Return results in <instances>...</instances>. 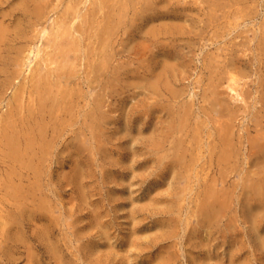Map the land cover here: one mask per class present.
<instances>
[{
	"label": "rangeland",
	"instance_id": "rangeland-1",
	"mask_svg": "<svg viewBox=\"0 0 264 264\" xmlns=\"http://www.w3.org/2000/svg\"><path fill=\"white\" fill-rule=\"evenodd\" d=\"M210 1L209 0H203V1L202 0H178L179 3L177 4V2L175 0V2H176L175 4L177 7L176 12L179 14V15L177 14V20H176L178 23V26H179L178 31L179 32L181 31L180 28H182V27L180 26V24H183L182 21H184V22L186 21L185 23L189 27L186 26V24L182 25L183 26V28H182L183 33H185V31H188V28H190V30L192 29L191 31L192 32L195 31L196 33H197V31L195 29H197L198 33H199V30H200L199 28H201V29L204 28V29L200 30V34L204 30L206 35L203 34L204 36H202V34L200 35L198 33L197 34L192 33L189 30L190 35L188 36V32H186L187 34L185 33V35H184V34H181L182 32L177 33L178 31L177 32L174 31L173 35L174 34L175 35L172 38L168 36L170 39H167V37L164 36L161 39L163 44H166V43L170 44L169 47H172V46L175 47V45H177L176 51H179V52L178 53L176 52V53L179 56L182 55L181 49L178 50V48L181 46L180 44H183L184 42H186L185 40L188 38H191L190 41L193 40L195 42V44H194V42L190 43V45L187 48L192 53H190V51H188L185 48V51L187 50L188 55L184 56L181 59V60H184V64L181 62V60H176V64H175L176 70L178 69L179 71H183V70L185 72L187 71V73L184 75V77L186 76L184 78L185 81L183 78L181 80H179V82H175L172 80L170 81V85L174 86V88H179V89L188 88V90L186 89L185 94L182 95L183 97L181 96L179 98L180 102L179 101H177V102L179 103V105L180 104L183 105V104H185V102L187 100H190V101H187L188 103L193 101L191 103L193 109L198 105L197 103L199 102V100H200L199 105L202 103L203 98H200V97H201V95L203 97V94L201 93V91L203 90V85H204V88H206V85L208 86L207 82L210 83V81H208V80L206 81L207 78H210L207 76H210L212 74L214 75V73H215V71H212L211 69H209L210 72H208L209 70L204 67V64L207 63L205 61L206 60L210 61V59L212 58V57L208 58V56L210 55L209 53H212L213 51L215 52L216 51L215 47L217 48V47L223 46L224 43H226V42L229 43L230 40L232 41L233 39H235V40L238 39L236 41H240L242 39V37L239 36V33L241 32V30L245 31V29H247V28L248 29L254 28V26H255L254 24L257 23V21H259L258 23H260L261 18H262V20L264 18L263 17L264 16V9H263L264 1L263 0H260L258 3L259 9L257 7L255 8V6L257 5L256 0H247V1L246 0L245 1L239 0L240 2L239 1L237 2V0L236 1L233 0V2H232V0H228L229 2L225 1V0H210ZM219 1H220V6L222 5L221 1H223L224 3L226 2L227 4L229 3L228 8L226 6L227 4H225L226 7L223 6L224 8L222 6H221L222 8L220 6H218ZM250 1H251V5H254V4H256V5L255 6L249 5ZM184 2H186V4ZM188 2H189L190 6L187 4ZM212 2H214V3H212ZM252 2H254V4ZM216 3H217V5H216ZM232 3H233V5H232ZM200 4H202L204 11L202 10V7L199 8L201 6ZM243 4L246 7H247V5H249L251 11L249 8H248V10H249L248 11L244 7V10L246 9L248 12H250V14H247L243 18H241L238 15L241 11L238 12L239 11L238 9H240L239 6L241 5V7H242ZM215 5L217 7H219V10L221 8L220 12H219L218 8L216 10V8L214 7ZM231 5H232V7L229 8V6H231ZM205 7H206V9H205ZM209 7L215 8L214 12L215 11L216 12L215 13L213 12L214 15L210 14V13H212V10H210L211 8H209ZM235 7H236V9H235ZM198 9L200 10L199 12H198ZM224 9H225L224 13L225 12L229 13L227 18H226V15H227L226 13H225V15L222 14L223 13L222 10H224ZM256 9L259 10L257 13H256V11H257ZM205 10L208 11L206 13L207 14L209 13L210 15H207L205 13ZM228 10H229V12H228ZM234 10L235 11L238 10L237 15H236V12L234 14ZM218 13L223 15V17L219 16L220 20L218 19V17L216 18V16H215V15H219ZM196 14L199 16V19H198V16H194ZM200 14H201V16L202 15H204V16H202V18H201ZM183 15H185V16H183ZM190 15H191V17H190ZM205 15H206V18H205ZM231 15H232V17H235L234 15H236V17L240 18V20H237V22H236L235 20L237 18L235 17L236 19L234 20L232 18L233 20L231 21L230 20ZM240 15H241V13H240ZM208 16L210 18L214 17L218 20H215L214 18H212V19H210L211 20L210 22H212V21H216V22L210 23L209 20L207 19V18H209ZM183 17L184 18L188 17L186 19H188L189 22H187L186 19L183 20L182 19ZM195 18L197 19V21L198 20L201 21V19H203L202 20L203 22H201V23L199 22V24L202 25L201 27L199 24L196 25L198 22L196 23ZM180 19H182V20H180ZM224 20L227 22H224ZM204 21H206V22H204ZM228 21L230 22V25L228 24ZM250 21L251 22L253 21L252 22L253 24L251 23L252 27H250ZM208 22L210 23L209 25H208ZM246 22H247V24H245ZM205 23H206V25H205ZM224 23H227V24H224ZM237 23H239L241 25H239ZM203 24H204V26H203ZM233 24H234V27H236V24L239 25V28L234 29V27L232 26ZM217 25H218V28L216 27ZM227 25H228V27H227ZM242 25H243V27H242ZM184 26H186V27H184ZM205 26H207V27L205 28ZM222 26L224 28H222ZM207 28H208V30H207ZM205 29H206V31H205ZM230 29H233V32H232V30L230 31ZM222 30H223V32H222ZM204 32H202V33H204ZM212 32L216 33L218 36H220L221 34H222V36L223 35L224 36L223 37L220 36V37H222V38H220L216 34H212ZM224 32H226V33H224ZM248 32H250V33H248ZM251 32H252V30H250V29H249V31L245 32L246 34L248 33L247 35L249 38L252 37L253 32L252 33ZM176 33H177V35H176ZM207 33L211 34V36L208 35ZM245 33H244V35H245ZM228 34L229 35L231 34V35L229 36ZM236 34L239 37H237ZM199 35L201 36L202 39L200 37H198ZM184 36H185V38H184ZM197 38H198V40H197ZM205 38H207V39H205ZM225 38H227V40H225ZM228 39H229V41H228ZM207 40H209L210 42L207 43ZM218 40H220V41H218ZM223 40H225V41H223ZM175 41H178V42H175ZM181 41H182V43H181ZM221 41H223V42H221ZM216 42H218V43L216 44ZM208 44H211V45H208ZM131 45H134V46H136V45L134 43H130V46H129V49L131 47V49H130L131 52H134L136 50V48L131 46ZM199 45H200V47H199ZM193 46L194 47L196 46L197 48L196 47L194 48ZM206 46H208L207 49H206ZM180 48H183V47L181 46ZM173 49H175V48H173ZM193 49H197V50H193ZM185 51L183 50V52H185ZM189 54L191 56L190 60L193 59L194 64H195V65L193 64V60H192V61H190V62H192V63H190V66L192 68L194 66V68L197 70V72H196V70L193 71L194 74L192 73V70L194 68L193 69L191 67L189 68L188 67L189 65H187L188 60H189ZM198 55H199V57H198ZM205 55H206L207 59L204 58ZM213 55H215V54H212V56ZM130 58L127 61L129 63V65L130 64L131 65L129 66L128 64H126V66L128 65L129 67L128 66L126 67L128 75L127 74L124 75L125 80L121 79V78L117 79V77H116L115 78L116 80L113 81L112 90L114 92H112V93L115 94L116 91L119 92L118 93L119 95L118 94H115V95L112 94V96H111V98L114 97L113 99H115V101H117V102H115V101H113V99H111V101L113 103L112 105H114L111 108V112H112L113 116L115 115L114 117L112 116V118H113L112 121L115 123L113 124V122L111 121L110 124H113V126L109 125L110 127L107 126L108 128L106 126H104L105 133L103 134V136L100 137V139L96 138L93 141L85 139L84 145H87L88 146V147L86 146L87 148H84L85 146L83 145V141H82L83 138H79L75 141L72 140V142H71V139H69V135H66V137L62 136L56 140L55 139L51 140V142H50V139H48V141L52 144V146L55 144L53 146L55 149L52 148V146L49 144L48 141H46L49 144V145H47V147L50 148V146H51V148H50L51 152L48 150L49 148H46L48 151L45 149L46 151L43 152L42 148H39L40 145H38V143H37L38 147L35 146V150L38 152H37V154H36V151L34 152V154H35V155L33 154L34 158L31 156H28L27 153H26L27 155L25 154L24 157L22 156L24 163H26V164H24L23 162H21L22 158L17 159V158L11 157L12 161L9 159L11 155L8 152V147H7V145H5L6 143H4V141H2L0 139L1 140L0 141V149L4 148V151L7 150L5 152L3 151L4 154L0 150V154L2 153V155H0V156H5L4 159L0 157V264H127L128 261H130L131 264H264V239L261 238L262 235L264 234V219H263L264 218V212L262 211V213L260 215L262 218L260 216L258 217V220L261 219V222L263 223L262 224L259 221L260 226L258 228L256 226V222H255L256 220H254L252 218L255 223L252 222V219L250 218V216H248V214L246 213V210H245V209H251V205L242 204L239 199H234V196H236V195L239 196L244 191L243 186L241 184V179L239 177L240 175L238 174V172L233 171V168L232 169L229 168L227 170L224 166H223V168H225V169L218 167L221 170H218L217 166H211L208 168L207 167L199 168L198 165H196V166L194 165V162L197 164H202V162L207 161V157L205 158L206 160L203 158H200V157H198L196 159V156L194 158L195 153H191V152H190V155H187V154H189L188 153L189 150L192 152L196 151L194 148H191V147L195 146V143L193 142V140H195L196 137L194 136V133H193L194 131L193 132L191 131V130H193L194 125L197 126L195 123V121H197V120H195V118L191 117L188 120V125L189 126L192 125V127H189L187 125L188 127L187 126L182 127L183 130L178 129V131L177 130L175 131L170 127V125L174 121H172L171 119H169L170 121L168 120L170 123L165 121L166 118L168 117V115L170 114L169 110L171 111V109H169L167 107L168 109L167 108L166 109L168 111L163 109L161 111V113L157 114V115H160L159 118H158V116H155L156 117L155 121H157L158 119H159V121L165 119L163 122V129H164V132L166 134V135H164V137L166 136V138L164 139V141L166 143L162 142V144L164 143V145H161L162 148L158 153H160V154L164 153L162 150H166L168 148L170 150V151H168L169 154L171 152H173V148H172L173 145H169V144H172V143L176 144L175 140L176 139L179 140L180 138H181L180 139L181 141H182V138L185 139V141H184L185 144L184 143H182V144L180 143V144L185 145V146L187 144V146L184 148H191L192 150L187 149L188 151H186L187 154L183 160L184 162L182 164V167L180 168V171L182 172V173H180L181 176H179L180 175L179 171H177V173L176 172L171 173V171L165 172L168 169H165V168L161 169V167H158L157 165H155L154 162H153L154 165L151 164V162H152L151 160H152L153 155L151 156V158H149L148 154H147L150 151H149V146L146 145L147 143L145 141L146 140L145 139L146 131L144 130L145 123H144V117H143L144 116V108H143L144 104L143 103H144V98H145L143 96H145V92H144L145 86L144 85L141 86V84L142 83L145 84V81L143 79L144 62L139 55H134L132 57L130 56ZM201 58H204L205 60L201 59ZM213 58L216 59L218 57L215 55V57H213ZM185 59H186L187 63L185 62ZM118 60L120 61V63ZM115 61H117L118 63ZM110 63H113L114 67H116V66L120 67V65L122 64V61L120 59L114 58V59H112V61ZM183 65H184V67H183ZM132 69H133V71H132ZM189 69H191V70H189ZM205 69L208 71L206 72ZM226 69L227 68L224 69L225 71L223 73V75L226 76V78H224V79L222 78L223 81L222 80L219 81L220 82L219 84L222 83L223 85L221 84L222 87L219 85L217 87V89L222 88V90L219 89L218 91H220L224 94L227 92L230 93L229 103H226V104L227 105L229 104L228 106H230V105L233 106L232 109L235 111L236 110L238 111V110H240V108L239 109H235V108H237L239 105H241V103H243V101L240 99L241 97H238V96L235 97V95L231 96V93L232 92L235 93V91L231 90L229 87L232 85H235L234 87L237 89L235 94H237V95H238V92L241 91L242 89L246 90V91L248 89L249 90H254V89L256 90L257 87L255 86V84L253 85V83H255L254 80L256 79V77H255L256 75H255V72H252L253 75L251 74L245 78H240L241 76L238 77L240 74H239V72L237 73V71H238L237 69H233V70H232V68H230V70L229 69L226 70ZM176 70H175V73H177V71H178V70L177 71ZM199 70H200V75L202 74L203 77H202V75L201 76L198 75V77L196 76L197 74H199L198 73ZM129 71H131V72H129ZM209 73H211V74L209 75ZM231 74H233V76L237 75L236 79L238 78L239 80L238 79L236 80V84L233 83V80L230 76ZM191 75L193 77L195 76L196 78L195 77L194 78L197 81ZM213 75L211 77H213ZM215 75H214V77H215ZM249 76H251L252 78H255V79H252ZM201 77H202V79H201ZM248 77L250 78L251 81H253L251 84H250L251 81L249 80ZM127 78L129 80L133 79L135 81L131 80L132 82L130 81V83H129V80L126 81ZM186 78H188V80ZM225 79L227 80V82ZM119 80H120V82H119ZM191 80L193 81L192 84L190 83ZM230 81H231V83H230ZM197 82H199L200 84H198ZM246 82L247 83L249 82L248 83L249 86L250 85H252V86L249 87ZM135 83H136V85H135ZM184 83H186V84H184ZM117 84H118V86H117ZM194 84H196V85L194 86ZM129 85L132 86V88L134 86V89H130ZM224 85H225L224 89L226 91L223 90ZM115 86H117V87H115ZM136 86H137V88H136ZM239 86H240V88H239ZM139 87L141 89L144 88V91L141 90ZM194 87H196V88H194ZM253 87H255V88H253ZM115 88H117V89H115ZM251 88H253V89H251ZM137 89L139 91L141 90L144 95L141 94L142 93L141 91H140L141 93L138 92ZM10 90L11 89H9V91H8L7 97H9L11 95L12 90H11V92H10ZM120 90H121V92H120ZM190 90L192 91L191 92L192 95L191 94L190 95L193 98L191 96H188L190 93ZM255 90H254V92L250 91L251 93H253V94H250L253 97L256 94L257 95L259 94L258 92H255ZM132 91H133V94L130 93ZM134 91H135V93H139L141 98L137 94H135ZM229 91H231V92H229ZM194 92L195 93L197 92L198 94L196 93L197 94L196 95ZM220 92H219V94H221V95H219L220 99H222V100L225 99L224 101L221 100L222 103L225 105V106H221V109H223V110L219 114L215 113L214 114L215 116L213 114L210 115L209 117H212V116L213 117L211 119L209 118V120H210L209 123L206 122V120H204V118H205L204 116H203L204 118L200 116L201 119L196 118V119H198L197 122L199 124L198 129H195L197 127L194 126L195 127L194 130L195 131L197 130L196 134L200 133L203 135L204 133L209 134L211 132L210 136L212 137L214 135L213 139L215 140V138H218L217 136H219V135H217V134L220 131H221L220 133H223V131H222L223 128H226V130H227V128L231 129L233 127L234 128L233 134H238V133H240L239 130L241 131V128H242V125H244V122H247V121H245V120H247V118L243 119L245 116H241V110H240V113L237 115V119H235L236 115L233 116L234 111L229 112L231 106L228 108L225 104V101H227V98H229L228 94H225V96H222V93H220ZM120 93L122 94V96H120L121 95ZM128 93L131 96H134V97L137 96V97L133 98V97L129 96ZM161 94L162 95L160 97H158L156 93L152 94V96L155 95L154 97H156V99L153 98V103L158 98L159 99L162 98L164 101L161 100V103L164 105L168 106L170 103L172 104V106L178 105L177 102H174V99L172 98L169 89L168 88L166 89L165 86H163L161 88ZM231 98H232V100H231ZM182 99H184V102ZM135 100L137 101V104H136ZM169 100H170V103H169ZM235 100H236V102H235ZM123 102H125V103H123ZM230 102H232L233 104ZM239 102H241V103H239ZM203 103L205 105L208 104L205 102H203ZM222 103H221V105H223ZM209 104H208V106H210ZM133 105L134 106L138 105L139 109L137 107L134 108ZM189 105H190V103H189ZM193 105H195V106H193ZM196 108H198V107H196ZM225 108L228 112L225 110ZM3 109H6V107H3L2 111H3ZM119 109H120V111H119ZM121 109H122V111H121ZM131 109H132V112H131ZM128 111L131 113H129ZM138 111H140V112H138ZM141 111H143V113ZM166 111H167V113H166ZM125 112H126V114L127 113L128 114L122 116V114H124ZM140 113H142V114L140 115ZM229 113H232V114H229ZM236 113H234V114H236ZM135 114H137V115H135ZM130 115H131V117H130ZM132 115H133V117H132ZM231 115L233 116V118H230V120L232 122L228 120V118L231 117ZM164 116H165V118H163ZM216 116L219 119L221 117V120H218L219 122L216 120L221 125L216 123V121H213L217 118ZM116 117H117V119H116ZM128 117H130L129 120H128ZM161 117L163 119H161ZM223 117H225V119ZM133 118L136 119V121ZM238 118L239 119L242 118V119L239 120ZM199 119H200V123H199ZM226 120H228V121H226ZM202 121H205L204 123L206 125L207 124L208 125L203 126L202 124H204V123ZM221 121H222V123H221ZM177 122H179V121L177 120ZM201 122H202V124H201ZM211 122L218 125V128H216V129L217 130L219 129L220 130V131L218 130L219 132L216 133L217 130L214 128L217 125H214V124L211 125ZM233 122H235V123H233ZM125 123H126V125H124ZM165 124L168 125V127H166ZM240 124H242V125H240ZM250 124L252 125L251 127H253V129H251V127H250V129L252 131H250L249 134L255 135L256 134V132H255L256 128L253 125L254 123L250 122ZM200 125H202V126H200ZM235 125H236V127H235ZM205 126H206V128H205ZM221 126H223V127L220 128ZM115 127H117V128H115ZM199 127L200 128L202 127L201 130H203V128H204V131H202L204 133H202L201 130H199ZM109 128L112 131H110ZM168 128H169V131L167 130ZM237 128L238 129L240 128V129L237 131ZM208 129H210V130H208ZM126 130L128 131V133L126 132ZM186 131H188V133L189 132L193 133L192 136L195 138L192 140V136H190ZM236 132H238V133H236ZM131 133H133V134H131ZM184 133H187V135H185ZM226 133H227V131L223 134L226 135ZM130 134H131V136H130ZM178 135H179V137H178ZM202 135H200V137ZM113 136H114V138H113ZM115 136L117 138H115ZM210 136L208 135L209 138L205 136L204 139L207 141L210 139ZM221 136H222V134H220L219 137H221ZM67 139L69 141H67ZM133 139H135V140H133ZM172 139H175V140H172ZM188 139L190 141V142L188 141L189 143H187ZM211 140L212 139H210L209 141H211ZM46 142L44 141L43 143L45 144ZM53 142H55V143L53 144ZM88 143H90V144H88ZM190 143L192 146H190ZM21 144L25 145V142L23 140H21ZM77 144H78V147L75 148L76 149V151H75V149H73V148H74V146L76 147ZM245 144H247V143L245 142ZM1 145L3 147H1ZM96 145L98 146V148L96 147ZM168 145H169V147H167ZM90 146L93 148H91ZM99 147H100V150H99ZM125 147L127 149H125ZM79 148H81V149H79ZM145 148H147V152L145 151L146 150ZM57 151H61V152L63 151L62 152L63 154L61 152L59 153ZM39 152L42 155H44L43 156L44 159L42 158V155L39 156ZM73 152H75V153H73ZM165 152H167V151H165ZM6 154H7V158H6ZM49 154H51V155H49ZM144 154L146 157L143 156ZM160 154H158V155L155 154L153 161H155V158H156V160H159L157 158L159 157ZM195 155H197V154H195ZM25 157H26V159H24ZM39 157L42 158L41 161H39V159H38ZM143 157H144V161H143ZM145 158H147V159H145ZM187 158H189L188 159L189 162H187ZM28 159L29 160L31 159L30 160L31 162ZM198 159H200V161ZM45 160L46 161L48 160V161L45 162ZM145 160L147 162H145ZM215 160H216L215 158L212 159V161L216 162ZM36 161H37V163L39 161L40 164H41V162L43 163V165L41 164L43 166L42 169H40L41 166H39V163H38V166L36 165L37 164ZM33 162H34V164H33ZM149 162H150V164H149ZM20 163L22 166H20ZM29 163L33 164L32 167ZM189 163H191V166ZM233 163H234V161H233ZM25 165H27L28 167L27 166L25 167ZM185 165H186V167H184ZM192 165H194V166H192ZM33 166H35L37 168V170L35 167L33 169ZM154 166H156L157 168ZM179 166H181V165H179ZM44 169H46V170H44ZM160 169L164 170V171L161 172ZM158 170L161 173L158 174V172H159ZM190 170H191V172H190ZM36 171H37V173H36ZM186 171L189 175V178H188ZM235 172H237V173H235ZM210 173H212V174H210ZM175 174L178 175V177H180V178H178L179 180H176ZM217 174H219V175H217ZM224 174H225V177L226 176L229 177V178L227 177V179L225 178L226 179L225 182H224V176H222ZM230 174H232V175H230ZM211 175L213 178L210 177ZM190 177L193 180H191L190 185H188V183H186L185 180L187 178L190 180L191 179ZM168 178H170V179H168ZM174 178H175V180H174ZM220 178L222 179V181L224 183H222ZM215 179H216V181H215ZM209 180H211V181H209ZM220 181H221V183H220ZM228 181H230L231 183ZM238 181H239V183H238ZM168 183H170L169 185L171 187L168 186V188H167ZM178 183H180V184H178ZM119 184H120V186H119ZM184 185L187 187L186 192L184 191L185 190ZM214 185H216V186H214ZM229 185H232L234 188L232 186H229ZM163 186H164V189H163ZM218 186L220 187L221 191L217 192V190H219ZM160 187H161V189H160ZM183 188H184V190H183ZM209 188H211V189L216 188L217 190L216 189L215 190L217 192V195L220 192V194L223 193V194H221V196H223V197L225 195L224 193H227V196H230L229 198L227 196H225L228 198L226 203H225L226 199H223V197L222 198L220 197V202L224 201V202H221L224 204L222 206H221L220 202H218V203L215 202L216 203L215 208L217 207L218 210L216 212L217 215H215L213 217V219H211V218L205 219L203 214L201 213V211H199L200 210L199 204L203 200L202 197L205 196L204 191H207V189H209ZM223 188H226V190L222 191V190H224ZM171 190H172V192H171ZM158 191H161V192H158ZM226 191H228V192H226ZM231 191L235 195L233 193L231 194ZM170 192L172 193L171 196L168 194ZM179 192L182 194V197H180L181 199H179V195H180ZM228 193L233 195V197H231L230 194L228 195ZM167 194H168V196H167ZM192 195L194 197H196V195H198L197 197L198 198L201 197L202 199L201 198L198 199L196 197L199 200L198 201L196 198L193 199L194 197ZM170 197H172V198H170ZM185 197H187L188 199ZM230 198L232 199V203H231ZM209 200L212 201V199H209ZM229 200H230V202H229ZM162 201H164V202H162ZM194 201H195L197 207L199 206V209L197 207L194 208L195 207ZM154 202H156V203L154 204ZM197 202H199V203H197ZM237 202H238V204H237ZM46 203H48V204H46ZM233 204L235 207L233 206ZM253 204H255V203H253ZM159 205H161V206H159ZM45 206H47V207H45ZM196 210L199 212H197ZM239 210L242 212H240ZM196 212L199 214V216L195 215V214H197ZM242 214H244V215H242ZM232 215L233 216L237 215L235 217V220L233 218L234 223L231 219V217H233ZM202 219H204V220H202ZM250 219H251L252 225H253V223L255 224L254 225L255 227H253L251 225ZM199 223H200V225H199ZM201 223H202V225H201ZM227 226H229V227H227ZM232 226L235 227V228H233L235 230L232 229ZM255 230H257L258 234H256ZM194 234H196L197 236ZM260 234H261V237H260ZM256 238H258V239H256ZM263 238H264V235H263ZM199 239H202V240H199ZM206 239H208L209 241ZM260 239H262V241H260ZM204 241H206V242H204ZM207 242H209L210 245H209V243L207 244ZM206 245L210 248H208ZM92 248H93V250L91 251ZM128 253L130 254V257H129L130 260L127 261V259H128L127 254ZM126 257H127V259L125 261H122V259H125Z\"/></svg>",
	"mask_w": 264,
	"mask_h": 264
},
{
	"label": "bare ground",
	"instance_id": "bare-ground-1",
	"mask_svg": "<svg viewBox=\"0 0 264 264\" xmlns=\"http://www.w3.org/2000/svg\"><path fill=\"white\" fill-rule=\"evenodd\" d=\"M225 1H228V0H225ZM234 1H236V0H234ZM238 1L239 0H237V2ZM259 1L260 0H258V1L256 0L257 5L254 4V2H252L254 5H251V1H250L249 5H251V6L256 5L255 8L256 7L258 8ZM176 2H177V4L179 3L178 0H176ZM176 2H175V0H0V139L2 141H4V143H6L5 145H7V147H8V152L11 155L9 158L10 160H11V157L20 159V158H22V156L24 157L26 153L28 154V156L33 157V154L36 151L35 146L38 147V145H40L39 148H42V151L44 152L47 150L46 148H49V147H47V145L50 144L52 146V144L50 143L51 140H54V139L56 140L62 136L66 137V135H69V139H71V142H72V140L75 141L79 138H83V140H82L83 145L85 144L84 143L85 139L92 140V141L95 140L96 138L100 139V137L103 136V134L105 133L104 126H106V127L109 125L113 126V124L115 123L112 121L113 114L111 112V108H112V106H114V105H112L113 103L111 101V99L114 98V97L111 98V96L113 94L112 92H114L112 90L113 81L116 80L115 79L116 77H117V79L121 78V79L125 80L124 75L127 74L126 67L129 65L127 60H129L130 56L132 57L134 55H139L144 62L143 79L145 81V84H143V83L142 84L140 83V84H141V86L142 85L145 86V91L143 88L144 86L142 87L143 89H141L140 87L139 88L145 92V96H143V97H145L144 103H143L144 104V107H143L144 108V116L143 117H144V123H145L144 130L146 131V137H145V139H146L145 141L147 143L146 145L149 146V151H150L147 153L148 157L151 158V156L153 155L152 160H151L152 161L151 164H153V162H154V164L157 165L158 167H161V169H163V168L168 169L165 172L171 171V173L172 172L177 173V171H179V174H180V173H182L180 171V168L182 167V164L184 162L183 160L187 154L186 153V151H188L187 149L194 148L196 151L192 152L189 150L188 151L189 154H187V155H190V152H191V153L197 154V155L194 154V158L196 156V159L198 157L203 158V159H205L207 157V161L202 162V164H197L194 162L195 166L198 165L199 168H201V167L202 168H205V167L208 168L211 166H217V168L218 167H220L222 169L226 168L227 170L229 168L230 169L233 168V171H237L238 174L240 175V176L239 175L238 176L241 179V184H242L243 189H244L243 193L240 195L238 194L239 196L236 195L237 197L234 196V199H239L242 204L251 205V209H245L246 213L248 214V216H250L251 219L253 218L254 220H256L255 221L256 226L259 228V226H260L259 221L261 222V219L258 220V217L261 215L262 211L264 212V18H263V20L261 18L260 23H258L259 21H257V23L254 24L255 25L254 28H249L253 32L251 38H249L247 35L250 32H248L247 34L245 33L246 31H249L248 28L245 29V31L240 29L241 32L239 33V36L242 37V39L240 41H236L238 39H236V40L233 39L232 41L230 40L229 43L226 42V43H224L223 46H220L217 48L215 47L216 51L218 50L217 51L218 53L216 51L209 53L211 56L209 55L208 58H210V57H212V58L210 59V61H207V60L205 61L207 63L204 64V67L207 68L208 70L211 69L212 71H215L214 75L216 73L217 74L215 75V77L212 74L213 77H211L212 75H210L211 73H209L210 76H207V77H210V78L206 77L207 78L206 81L208 80V81H210V83L207 82L208 86L206 85V88H204V85H203V90L201 91V93L203 94V97H202V95L200 97V98H203L202 103L199 105L200 100H199V102L197 101L198 102L197 104L199 106L197 105L196 107H198V108L195 107L193 109L192 105H191V103L193 101L189 102L191 106L187 102L190 100H187L185 102V104H183V105H181V104L179 105V103L177 102V101H179V98L185 94L186 89L188 90V88H183V89L174 88V86L170 85V81L172 80L175 82H179V80H181L182 78L184 79L186 77V76L184 77V75L187 73V71L186 72L184 70L179 71L178 69H177L178 70L177 71L175 64H176V60H181L184 56L188 55L187 50L188 51H190V50L187 48L190 45V43H192L194 41L193 40L190 41L191 38L186 39L185 40L186 42H184L182 40L184 43L180 44V45L183 48H180L181 46L180 47L178 46L179 47L178 50L181 49V52H182L181 53L182 55L179 56L177 54L179 51H176L177 45L174 44L175 47H173V46L172 47L175 49H173L172 47H169L170 44H168V43L163 44L162 40H161L162 37H164V36L167 37V39H170L169 37L172 38L175 35V34L173 35V32L178 31L179 26H178V23L176 21L177 20V14H178L176 12V8H177L176 4H175ZM221 2H222V5H221L222 7L227 6V8H228L229 3L227 4L226 2L225 3L223 1H221ZM232 2H233V0H232ZM184 3L186 4V2H184ZM212 3H214V2H212ZM187 4L189 5V2ZM225 4H227V5L225 6ZM200 5L201 6L199 8L202 7V4H200ZM216 5H217V3H216ZM216 5L214 7L216 8V10H217V8L219 10V7H217ZM232 5H233V3H232ZM232 5L229 6V8L232 7ZM249 5H247V7L244 6V4L242 5V7L240 5L239 6L240 9H238L239 11L234 10V14L236 12V15H237V11L238 12L241 11L240 12L241 15H240V13L238 14L241 18H243L247 14H250V12H248L249 11L248 8L250 9ZM218 6H220V1L218 3ZM214 7L213 8L209 7V8H211L210 10H212V13H210L212 15H214V13L216 12V11L214 12V10H215ZM244 7L248 11L246 9L244 10ZM221 8H220V10H221ZM205 9H206V7H205ZM235 9H236V7H235ZM258 9H256L257 10L256 13L259 11ZM263 9H264V6H263ZM202 10H203V7H202ZM220 10H219V12H220ZM199 11L200 10L198 9V12ZM222 11H223V13H222L223 15H225V13L227 14L226 15V18H227L229 13H227V12L224 13L225 9ZM250 11H251V9H250ZM206 12H208V11L205 10V13ZM228 12H229V10H228ZM210 14L208 13L207 15H210ZM223 15L219 14V15H215V16H216V18L218 17V19H219L220 18L219 16L223 17ZM236 15H234V16L236 17ZM183 16H185V15H183ZM194 16H198V15L196 14ZM200 16H201V14H200ZM202 16H204V15H202ZM202 16H201V18H202ZM190 17H191V15H190ZM235 17H232V15H231L230 20L231 21L233 19L235 20L237 18V17L236 18ZM186 18H188V17H186ZM186 18L183 17L182 19L184 20ZM205 18H206V15H205ZM212 18H214V17H212ZM212 18L209 17L207 19L210 22L211 21L210 19H212ZM216 18H214V19L218 20ZM182 19H180V20H182ZM198 19H199V16H198ZM186 20H187V22H189L188 19H186ZM202 20L203 19H201V21H199V20L197 21V19H196L195 20L196 23L198 22L196 25H198L199 22L200 23L203 22ZM237 20H240V18H237L235 21L237 22ZM185 22L182 21L183 24H180V26L182 28H183L182 25L186 24ZM204 22H206V21H204ZM209 22H208V25L210 23H213L216 21H212L210 23ZM224 22H227V21L224 20ZM247 22L245 24H247ZM252 22L250 21V27H252V24H253ZM239 23H237V24H239ZM224 24H227V23H224ZM228 24L230 25L229 21H228ZM234 24L232 25L233 27H234ZM237 24H236V27H234V29L239 28V25H241V24H239V25H237ZM199 25H200V27L202 26L201 24H199ZM205 25H206V23H205ZM186 26H188V25L186 24ZM186 26H184V27H186ZM203 26H204V24H203ZM223 26H222V28H224ZM206 27L207 26H205V28ZM216 27L218 28V25ZM227 27H228V25H227ZM242 27H243V25H242ZM182 28H180L181 31L180 32L178 31L177 33L182 32L181 34L185 35V33L188 32V36H189L190 35L189 34L190 28H188V31H185V33H183ZM199 29L202 30L204 28H202V29L199 28ZM195 30L198 33V30L197 29H195ZM200 30H199L198 34H200ZM207 30H208V28H207ZM231 30L233 32V29H230V31ZM205 31H206V29H205ZM202 32H204V30ZM202 32H201V34H202V36H204L203 34H205V32L204 33H202ZM222 32H223V30H222ZM177 33H176V35H177ZM192 33H196V32L193 31ZM224 33H226V32H224ZM244 33H245V35H244ZM212 34H216V33L212 32ZM200 35L198 37L201 38ZM208 35L211 36V34H208ZM220 36H222V34ZM220 36H218V37H220ZM239 36L237 35V37H239ZM222 37H220V38H222ZM184 38H185V36H184ZM207 38H205V39H207ZM229 39H228V41H229ZM197 40H198V38H197ZM209 40H207V43L211 41V40L210 41ZM225 40H227V38H225ZM225 40H223V41H225ZM182 41H181V43H182ZM218 41H220V40H218ZM223 41H221V42H223ZM175 42H178V41H175ZM130 43H134L136 45V46L131 45V46L136 48V50L134 52H131V50H130L131 47L129 49ZM217 43L218 42H216V44ZM194 44H195V42H194ZM211 44H208V45H211ZM199 47H200V45H199ZM207 47L208 46H206V49H207ZM185 48L187 49L186 51H185ZM183 50L185 52H183ZM193 50H197V49H193ZM190 53H192V52L190 51ZM212 54H215L218 58H216V59L213 58V57H215V55L212 56ZM190 57L191 56L189 54L188 63L185 59V62L187 63V65H189L188 66L189 68L191 67L190 63H192L190 61L193 60V59L190 60ZM198 57H199V55H198ZM114 58L120 59L122 61V64L121 65L119 64L120 67H117V66L114 67L113 63H110L112 61V59H114ZM204 58H206V55ZM204 58H201V59H204ZM115 62H117V61H115ZM181 62L184 64V60H181ZM119 63H120V61H119ZM126 64H128V65L126 66ZM193 64H194V60H193ZM183 67H184V65H183ZM193 68H194V66H193ZM225 68H227L226 70H228V69L230 70V68H232V70L237 69L238 71L237 70L236 71H237V73L239 72L240 75L238 77L241 76L240 78H245L248 75H251L252 72H255L256 79L252 78L251 76H249V77L252 79H255L254 80L255 83H253V85L255 84V86L257 88H256V90L255 89L254 90H255V92H258L259 94L258 95L256 94L253 97L250 94H253L251 92H254V90L248 89L246 91V90L242 89L241 91L238 92V95H237V94H235L237 91V89L234 87L235 85H232V86L229 85L230 87L229 86L228 87L231 90L235 91V93H233V92L231 93V96L235 95V97L236 96L241 97L240 99L243 101V103L239 102V103H241V105H239L237 108H235V109L240 108L241 116H245L243 119L247 118V120H245L247 122H244V125L240 124V125H242V128H241L242 132L239 130L240 128L239 129L237 128V131L239 130L240 133L236 132L238 134H233V131H234L233 127H232L233 129L227 128V130H226V128H223V130L221 129L223 131V133H225L227 131L226 135H224L223 133H220L221 131L219 129L218 130L220 132L216 129V128H218V125L211 122V125H213V124L217 125L214 129L217 130L216 133L219 132L220 134H222V136L219 137L220 134L218 133L217 135H219V136L216 135L218 138H215V140H214L213 139L214 135L212 137L210 136L211 132L210 133L208 132L209 134H206V133L202 132V131H204V128H203V130H201L202 127L201 128L199 127V130H201V132L205 134V135L204 134L202 135L199 133L200 135H202L200 137V135L198 133L196 134L197 130L196 131L194 130L195 127H197L195 129H198V126H199V124L197 122L198 119H196V118H200V116L201 117L204 116L205 117V118L203 117L204 120H206V122L209 123L210 122L209 118L211 119L213 117V116L212 117H209V116L212 114L214 115L215 113L219 114L223 110V109H221V106H225L222 103V101H224L225 99L222 100L219 97V95H221V94H219L220 91H218L220 88L217 89V87L219 85L221 87L223 85L222 83H221L222 85L219 84L220 83L219 81L222 80V78L223 79L226 78V76L223 75ZM175 70L177 71V73H175ZM189 70H191V69H189ZM194 70H196V69L194 68L192 70V73ZM208 70H206V72ZM132 71H133V69H132ZM129 72H131V71H129ZM196 72H197V70H196ZM208 72H210V70ZM198 73L199 74L196 75L197 77H198V75L199 76L202 75V74L200 75V70ZM218 74L219 75L221 74V75L219 76ZM230 76L233 80V83L236 84V80L238 79V78L236 79L237 75L233 76V74H231ZM202 77H203V75H202ZM202 77H201V79H202ZM250 78H249V80H250ZM186 79L188 80V78H186ZM120 80H119V82H120ZM127 80H129V79L127 78L126 81ZM131 80H133V79H131ZM131 80H129V83ZM192 80L190 82L191 84L193 83ZM133 81H135V80H133ZM184 81H185V79H184ZM226 82H227V80H226ZM252 82L253 81H251L250 84ZM197 83L200 84L199 82H197ZM230 83H231V81H230ZM248 83H247V85L249 86ZM184 84H186V83H184ZM135 85H136V83H135ZM195 85L196 84H194V86ZM225 85L223 86V90H225L224 89ZM117 86H118V84H117ZM117 86H115V87H117ZM137 86H136V88H137ZM163 86H165L166 89L167 88L169 89L171 96L174 99V102L178 103V105L176 104L177 106H172V104L170 103V100H169L170 104L168 106L162 104L161 103V100H163L162 98H160V99L158 98L153 103V98L156 99V97H154L155 95L152 96V94L156 93L157 96L160 97L162 95L161 94V88ZM250 86H252V85H250ZM129 88L134 89V86H133V88H132V86H130ZM194 88H196V87H194ZM239 88H240V86H239ZM253 88H255V87H253ZM253 88H251V89H253ZM9 89H11L12 92L10 90L11 95L9 97H7ZM115 89H117V88H115ZM220 90H222V88ZM135 91H134V93H135ZM140 91L138 90V92H140ZM120 92H121V90H120ZM191 92L192 91L190 90V93L188 96L192 95ZM229 92H231V91H229ZM118 93L119 92L116 91L115 94H118ZM130 93L133 94V91ZM220 93H222V92H220ZM115 94H113V95H115ZM135 94H137L140 97L139 93H135ZM141 94H143V92ZM225 94H228V97L230 95V93H228V92ZM225 94L222 93V96H225ZM128 95H129V93H128ZM120 96H122V94ZM129 96H131V95H129ZM131 97L135 98L137 96H135V97L131 96ZM229 99H230V97L227 98V101H225V104L229 103ZM182 100L184 102V99H182ZM231 100H232V98H231ZM113 101H115V99H113ZM115 102H117V101H115ZM135 102L137 104L136 100H135ZM203 102L208 103V104L210 103L209 104L210 106H208V104L205 105ZM235 102H236V100H235ZM123 103H125V102H123ZM221 103L223 105H221ZM230 103H232V102H230ZM228 105L226 104V106L229 108L231 105L230 106H228ZM193 106H195V105H193ZM3 107H6V109H3V111H2ZM135 107L138 108V105L134 106V108ZM167 107L169 109H171V111L169 110L170 114L168 115L166 120L163 119V118H165V116H164L163 118L161 117V119H163V120L159 121V119H158L157 121H155V118H156L155 116H158V118H159L160 115H157V114L161 113V111L163 109L167 110L168 109ZM232 107L233 106H231L229 112L234 111L233 116L236 115L235 119H237V115L240 113V110L235 111L232 109ZM122 109H121V111H122ZM225 110H226V108H225ZM119 111H120V109H119ZM167 111H166V113H167ZM131 112H132V109H131ZM131 112H129V113H131ZM138 112H140V111H138ZM141 112L143 113V111H141ZM142 113H140V115ZM234 113H236V114H234ZM127 114L125 112L124 114H122V116L127 115ZM137 114H135V115H137ZM229 114H232V113H229ZM233 116L231 115V117H229V118L227 117L228 120L231 121L230 118H233ZM130 117H131V115H130ZM130 117H128V120ZM132 117H133V115H132ZM191 117L195 118V120H197V121H195L193 119L197 126L194 125L195 127L193 126V130H191L192 132L194 131L193 133H194V136L196 138L192 136L193 133H190V132L188 133V131H186V132L190 136H192V140L195 138V140H193V142L195 143V146H193L191 148H184L187 146V144H186V146L181 145V144L184 143L185 139L182 138L183 142L180 140L181 138L179 140L178 139H176V140L172 139V140H175V142H176V144L175 143L169 144V145H173L172 146L173 152H171L169 154L168 153V151H170L169 148L166 149L164 147L166 149V150H162L164 153H161V154L158 153L162 148L161 145H164V143H166L164 141V139L166 138V136L164 137V135H166V134H165L164 129H163L164 120L167 122L170 121L169 119L174 121L171 125L170 124L169 125L173 130L178 131V129L183 130L182 127L188 125V120ZM217 118L213 121L221 120V117H220V119L219 118L217 119ZM223 118L225 119V117H223ZM116 119H117V117H116ZM200 119H199V123H200ZM240 119H242V118H240ZM134 120L136 121V119H134ZM177 120L179 122H177ZM228 120H226V121H228ZM111 121L113 122V124H110ZM217 121H216V123L219 122V121L218 122ZM202 122L204 123L205 121H202ZM202 122H201V124H202ZM250 122L254 123L253 125L256 128V131H255L256 134L254 133L255 135L249 134L250 131H252L251 129H253V127H251L252 125L250 124ZM126 123L124 125H126ZM221 123H222V121H221ZM233 123H235V122H233ZM218 124H220V123H218ZM202 125L204 126L206 124L204 123ZM202 125H200V126H202ZM165 126L168 127V125H166V124H165ZM206 126H205V128H206ZM189 127H192V125ZM222 127L223 126H221L220 128H222ZM235 127H236V125H235ZM250 127H251V129H250ZM115 128H117V127H115ZM169 128L167 129L168 131H169ZM208 130H210V129H208ZM110 131H112V130L110 129ZM126 132L128 133L127 130H126ZM187 133H184V134L187 135ZM131 134H133V133H131ZM131 134H130V136H131ZM208 135L210 136V139H212L211 141H209L210 139L207 141L204 139V137L205 136L208 137ZM178 137H179V135H178ZM113 138H114V136H113ZM115 138H117V137L115 136ZM48 139H50V142L48 141ZM189 139L187 140V143L190 142ZM21 140H23L25 142V145L21 144ZM133 140H135V139H133ZM44 141L45 142L48 141L49 144L47 142L44 144L43 143ZM67 141H69V140L67 139ZM55 142H53V144ZM162 142H164V143L162 144ZM245 142L247 144H245ZM37 143H38V145H37ZM90 143H88V144H90ZM169 145L167 147H169ZM51 146H50V148H51ZM53 146H52V148H54ZM84 146H83L84 148L88 147L87 145H84ZM190 146H192L191 143H190ZM1 147H3V146L1 145ZM77 147H78V144L76 147L74 146L73 149H75ZM96 147L98 148L97 145H96ZM50 148L48 150L51 152ZM91 148H93V147H91ZM79 149H81V148H79ZM125 149H127V148L125 147ZM145 149L144 150L147 152V148H145ZM0 150L3 153L4 148H2ZM99 150H100V147H99ZM5 151H7V150H5ZM75 151H76V149H75ZM165 151H167V152H165ZM37 152L38 151H36V154H37ZM57 152L60 153L61 151H57ZM2 153L0 155H2ZM73 153H75V152H73ZM7 154H6V158H7ZM155 154L156 155L160 154L159 157L157 158L159 160H156V158H155V161H153ZM40 155H42V154L39 152V156ZM49 155H51V154H49ZM43 156L44 155H42V158L44 159ZM143 156H145V154ZM0 157L4 159L5 156H0ZM26 157L24 159H26ZM42 158L39 157L38 158L39 161H41ZM213 158L216 159L215 160L216 162L212 161ZM145 159H147V158H145ZM188 159L189 158H187V162H189ZM198 160L200 161V159H198ZM39 161H38V163H39ZM47 161L45 160V162H47ZM143 161H144V157H143ZM233 161H234V163H233ZM21 162L24 163L23 158H22ZM145 162H147V161L145 160ZM36 163H37V161H36ZM38 163L36 164L37 166H38ZM24 164H26V163H24ZM29 164L32 167L34 162H33V164H31V163H29ZM41 164L43 165L42 162H41ZM41 164L39 163V166H41L40 169L43 168V166ZM149 164H150V162H149ZM189 164L191 166V163H189ZM179 165H181V166H179ZM186 165L184 167H186ZM194 165H192V166H194ZM20 166H22L21 163H20ZM26 166L27 165H25V167ZM223 166L225 168H223ZM34 167L35 166H33V169H34ZM154 167H156V166H154ZM161 169H160V171L163 172L164 170H161ZM36 170H37V168H36ZM44 170H46V169H44ZM218 170H221V169L218 168ZM160 171L158 172V174L161 173ZM190 172H191V170H190ZM237 172H235V173H237ZM36 173H37V171H36ZM186 173H187V171H186ZM210 174H212V173H210ZM225 174L222 175V176H224V182L226 181V179L228 177V176L225 177ZM187 175H188V173H187ZM217 175H219V174H217ZM230 175H232V174H230ZM179 176H181V174ZM210 177H212V175ZM178 178H180V177H178V175H176V180H179ZM188 178H189V175H188ZM188 178L185 181H186V183H188V185H190L191 180H193V179L190 177L191 179L189 180ZM168 179H170V178H168ZM174 180H175V178H174ZM220 180L222 181L221 178H220ZM209 181H211V180H209ZM215 181H216V179H215ZM221 181H220V183H221ZM230 181H228V182H230ZM224 182L222 181V183H224ZM238 183H239V181H238ZM169 184L170 183L167 184V188H168V186H170ZM178 184H180V183H178ZM232 185H229V186H232ZM119 186H120V184H119ZM214 186H216V185H214ZM161 187H160V189H161ZM184 188H185V190H184ZM184 188H183V190L186 192L187 187L185 186ZM163 189H164V186H163ZM215 189L216 188H213V189L209 188V189H207V191H204L205 196L202 197L203 200L199 204L200 205L199 211H201V213L203 214L205 219H209V218L213 219V217L215 215H217L216 212H217L218 208L217 207L215 208V205H216V203L220 202V197L221 198L223 197V196H221V194H223V193L220 194V192H219V194L217 195V192L221 191L220 187L218 188L219 190L216 189L217 192ZM223 189L224 190H222V191L226 190V188H223ZM158 192H161V191H158ZM171 192H172V190H171ZM171 192L168 193L170 196L172 195ZM226 192H228V191H226ZM232 193L233 192L231 191V194ZM168 194H167V196H168ZM179 194H180L179 199H181L180 197H182V194L180 192H179ZM224 194L225 195H224L223 199H226L225 200V203H226L227 199L230 196H227V193H224ZM229 194L230 193H228V195ZM198 195H196V197ZM225 196H227L228 198ZM196 197H194L193 199H195ZM231 197H233V195H231ZM170 198H172V197H170ZM185 198H187V197H185ZM200 198H198V199H200ZM209 199H212V201ZM162 202H164V201H162ZM221 202H224V201H221ZM229 202H230V200H229ZM155 203L156 202H154V204ZM197 203H199V202H197ZM231 203H232V199H231ZM253 203H255V204H253ZM46 204H48V203H46ZM237 204H238V202H237ZM222 205H224V204L221 203V206ZM159 206H161V205H159ZM194 206H195L194 208L197 207L195 201H194ZM233 206H234V204H233ZM45 207H47V206H45ZM197 208L199 209V206ZM199 211H197V212H199ZM240 212H242V211H240ZM195 215L199 216L198 213ZM242 215H244V214H242ZM236 216L237 215H234L233 217H231L233 223H234ZM233 218H234V220H233ZM251 219H250V223H251ZM253 219H252V222H254ZM202 220H204V219H202ZM254 223H253V225L251 223V225L253 227H255ZM199 225H200V223H199ZM201 225H202V223H201ZM234 226H232V229L235 228ZM227 227H229V226H227ZM233 230H235V229H233ZM257 230H255L256 234H258ZM194 235H196V234H194ZM263 235L261 237V234H260V237L262 239H264ZM256 239H258V238H256ZM262 239H260V241H262ZM199 240H202V239H199ZM206 240H208V239H206ZM204 242H206V241H204ZM208 243L209 242H207V244ZM209 245H210V243H209ZM208 248H210V247H208ZM92 250H93V248L91 249V251ZM127 256H128V259L126 257L125 259H122V261H125L126 259H127V261L130 260L129 259V257H130L129 253L127 254ZM128 263L131 264L130 261H128Z\"/></svg>",
	"mask_w": 264,
	"mask_h": 264
}]
</instances>
